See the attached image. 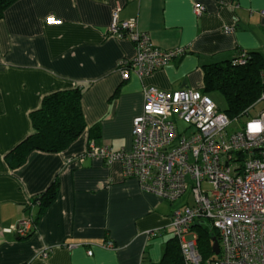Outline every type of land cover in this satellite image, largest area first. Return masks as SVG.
<instances>
[{
    "label": "crops",
    "instance_id": "0c3cea01",
    "mask_svg": "<svg viewBox=\"0 0 264 264\" xmlns=\"http://www.w3.org/2000/svg\"><path fill=\"white\" fill-rule=\"evenodd\" d=\"M195 5L205 7L202 15ZM117 8L120 20L136 19L158 48L183 47L187 54L142 79L131 73L122 80L119 67L133 59L135 48L109 35ZM263 11L264 0L13 3L0 18V264H159L179 201L143 191L136 179L123 177L118 163L78 157L91 143L132 148L145 89L203 91L205 65L234 60L240 50L264 54ZM78 86L85 88L81 136L60 153L33 151L10 167L7 155L33 134L31 114L43 99ZM94 125L96 139L89 132ZM54 183L55 200L36 217L33 201ZM30 217L37 219L27 237L6 232ZM106 242L114 249L102 247ZM44 251L47 258L40 256Z\"/></svg>",
    "mask_w": 264,
    "mask_h": 264
},
{
    "label": "built area",
    "instance_id": "2783aa9c",
    "mask_svg": "<svg viewBox=\"0 0 264 264\" xmlns=\"http://www.w3.org/2000/svg\"><path fill=\"white\" fill-rule=\"evenodd\" d=\"M119 10L112 14L109 35L127 39L135 48L133 59L119 67L122 80L131 73L142 79L187 54L183 47L158 48L136 19L120 20ZM204 11V6L195 5L197 16ZM48 21L59 22L54 17ZM224 30L234 32L233 27ZM248 58L242 51L234 63L244 65ZM259 102L264 104V93ZM240 121L220 112L203 91L147 88L141 113L133 119L132 148L115 151L91 143L78 158L118 163L123 177L136 179L143 191L169 203L183 200L166 232L178 241L185 264L203 263L198 234L192 229L199 221L219 235L220 254L208 264H264V110L231 130ZM180 122L186 126L182 132ZM34 229L30 217L6 232L27 237ZM102 247L114 249V244ZM49 252L40 256L47 258Z\"/></svg>",
    "mask_w": 264,
    "mask_h": 264
},
{
    "label": "trees",
    "instance_id": "16d2710c",
    "mask_svg": "<svg viewBox=\"0 0 264 264\" xmlns=\"http://www.w3.org/2000/svg\"><path fill=\"white\" fill-rule=\"evenodd\" d=\"M18 0H0V18L4 12ZM242 50L237 52L239 57ZM249 56L244 65L235 64L234 60L205 65L203 92H220L227 102L224 112L230 119L250 117V112L258 104L264 93V54L246 52ZM85 88L78 86L72 90L60 91L43 99L39 110L31 114L33 134L7 155V162L12 168L23 164L28 154L33 151L60 153L66 150L86 130L87 124L82 109V97ZM99 125L89 129L90 136L97 138ZM57 184L33 202L39 203L40 216L57 196ZM37 219V218H36ZM34 220V223L36 221ZM198 230V249L205 261H214L213 239L219 235L206 221L197 222L193 228ZM197 233V232H196ZM159 264H185L176 238L171 237L165 247Z\"/></svg>",
    "mask_w": 264,
    "mask_h": 264
},
{
    "label": "rangeland",
    "instance_id": "374dc122",
    "mask_svg": "<svg viewBox=\"0 0 264 264\" xmlns=\"http://www.w3.org/2000/svg\"><path fill=\"white\" fill-rule=\"evenodd\" d=\"M208 96L213 100V102L215 103V105L217 106V108L219 109L220 112L224 113L226 111L227 102H226V99L224 98V96L220 92L213 91V92L208 93ZM263 110H264V104L263 103L258 104L253 110H251L250 117H244L243 119H241L239 124H233L231 126V130L240 128L246 122L247 119L257 116ZM178 126H179V129L181 132L186 127L181 122L178 123ZM204 187L207 188L206 185ZM177 204L183 205V200H180ZM196 232L198 234V230H196ZM208 263H209V261H205V264H208Z\"/></svg>",
    "mask_w": 264,
    "mask_h": 264
},
{
    "label": "water",
    "instance_id": "95a60500",
    "mask_svg": "<svg viewBox=\"0 0 264 264\" xmlns=\"http://www.w3.org/2000/svg\"><path fill=\"white\" fill-rule=\"evenodd\" d=\"M212 249H213L214 255L215 256H219V254H220V246H219V239L217 237H215L213 239Z\"/></svg>",
    "mask_w": 264,
    "mask_h": 264
}]
</instances>
